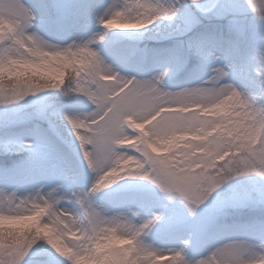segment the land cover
Wrapping results in <instances>:
<instances>
[{
    "label": "rangeland",
    "instance_id": "374dc122",
    "mask_svg": "<svg viewBox=\"0 0 264 264\" xmlns=\"http://www.w3.org/2000/svg\"><path fill=\"white\" fill-rule=\"evenodd\" d=\"M34 14L29 31L53 43L83 42L103 33L90 46L115 71L126 77L150 79L164 72L160 87L177 91L204 86L223 67L221 83L259 99L264 93L258 55L264 48V24L245 0H160L176 4V15L161 17L138 30L105 29L98 17L133 0H23ZM144 2V0H141ZM67 78V73L66 77ZM7 79V77H6ZM61 89L30 93L19 101L0 104V192L24 198L40 189L57 193L87 191L95 177L88 167L65 113L85 114L92 109L86 96ZM30 141L25 145L24 141ZM108 212L128 211L160 219L144 239L165 252L183 248L194 261L232 240L264 241V177L256 173L234 176L214 189L189 211L178 194L164 192L151 181L122 176L91 194ZM75 207L69 199L62 202ZM135 218V217H133ZM188 240V244L183 243ZM69 264L44 241H36L21 264Z\"/></svg>",
    "mask_w": 264,
    "mask_h": 264
},
{
    "label": "snow or ice",
    "instance_id": "6c2138e0",
    "mask_svg": "<svg viewBox=\"0 0 264 264\" xmlns=\"http://www.w3.org/2000/svg\"><path fill=\"white\" fill-rule=\"evenodd\" d=\"M250 6L258 13L264 14V0H250ZM133 10H135L133 12ZM133 13L131 16L129 13ZM177 9L171 4H165L160 0H133L123 8H111L98 17V22L108 30L114 20L121 19L126 25L129 22L139 24L141 21L146 25L152 24L161 17L171 19L176 15ZM261 18H264L262 15ZM35 17L32 9L23 0H0V25H4V31L0 34V63L10 64L13 59H19L15 53H9L12 48L20 49L21 44H29L39 40L35 31H29ZM105 25H109L105 27ZM123 27V25H121ZM142 29L137 28L135 30ZM104 34L98 33L93 37L76 44L75 49L87 54L85 63L80 66L65 71V81L69 82L68 88H63L67 95L69 92L80 93L88 98L92 104V109L85 114L65 113V119L71 127L76 139L79 141L80 150L88 167L97 171L94 167L95 161L99 157H105L114 161L113 171L119 169L121 163L135 157L133 167L142 169L135 176L151 181L164 192L178 194L189 204V211H193L196 205L203 202L208 195L226 180L234 176L247 173H256L264 177L261 170L262 161L258 158L261 146L264 145V131L259 129L253 131L248 136V142L242 145L234 144L220 152H209L200 154V149L206 144V139H193L185 143L196 148V152H190L184 147L167 151L163 154H153L145 146L147 141L144 134L154 136L156 125L160 119L176 106L166 103L158 107L151 105V99L157 93H161L159 82L165 75L160 73L148 80H138L133 77H124L115 73L112 67L90 45L95 40H103ZM27 56V53H23ZM259 59L264 60V48L261 49ZM227 73L222 67L216 68L214 74L204 86H194L183 88L184 92L208 91L216 95H227L234 98L241 104H247V96L242 94L230 83H221V79ZM102 76H114L112 81H102ZM7 77V79H6ZM71 78L68 81V78ZM36 85V86H33ZM62 84L53 82L52 84H39L32 81L26 85L23 81L9 80L5 75L0 79V104H8L23 99L30 93H37L45 89H61ZM132 112L143 113L139 117L136 127L141 126V122L147 125L144 134L137 132L136 128L128 122V114ZM214 135V133H213ZM128 139H133V143L127 149L118 152L117 149L123 146ZM25 145H30V141H24ZM239 160L241 167L239 171H232L229 165L232 161ZM107 169L99 170L94 183L87 191L74 192L76 207L85 218L94 216L96 209L91 200V194L98 192L102 188H97V184L103 182V172ZM111 183V181H109ZM69 201V197L56 192H42L37 189L29 197L18 198L15 193L5 194L0 192V211H5L10 215H22L17 209L29 208L35 205H45L53 210V216L60 219H67L60 213L65 210L64 203ZM70 216L71 213H68ZM160 219L154 216L147 221L152 225ZM11 242H6L0 248V264H21L24 258L29 255L30 250L36 243L31 237H19V247L13 251ZM243 241L232 240L214 248L213 257L231 252ZM188 242L185 241V245ZM170 253L178 257V264H191L183 249H172ZM165 254L164 252L160 253ZM57 264H62L57 261ZM196 264H213L212 258H205L196 261Z\"/></svg>",
    "mask_w": 264,
    "mask_h": 264
},
{
    "label": "clouds",
    "instance_id": "9594fccd",
    "mask_svg": "<svg viewBox=\"0 0 264 264\" xmlns=\"http://www.w3.org/2000/svg\"><path fill=\"white\" fill-rule=\"evenodd\" d=\"M245 3L257 21L264 24V18H261L264 14L255 11L250 6V0H245ZM165 4L176 7V4L172 2ZM132 14L129 13L130 16ZM108 26L105 25V27ZM110 26L117 30H135L144 28V23L143 21L139 24L129 22L125 25L123 20L116 19ZM4 27L0 25V34L3 33ZM37 35L39 40L30 42L32 46L21 44L20 49L9 50L10 55L15 53L19 59H13L7 65L0 63V79L7 75L10 81H23L26 85L31 84L32 81H38L39 84L55 82L65 86V71L73 66L83 65L87 54L75 49L76 44L80 43L76 40L58 44L50 42L38 33ZM23 53L28 55L24 56ZM258 62L261 69H264V60L258 58ZM113 71L123 76L114 69ZM259 74L264 80V71H260ZM131 77L137 79L134 76ZM70 79L69 77L68 81ZM114 79V76L101 77V80L105 82ZM69 86L68 82L65 88ZM159 88L161 93L152 97L151 105L158 107L166 103L175 105L176 108L160 119L154 136L144 134L146 124L141 122V126L136 127L139 117L143 115L142 112L128 114L129 124L135 127L137 132L144 134V139L148 142L145 146L153 154H163L180 147L195 153L196 148L185 142L206 139V144L199 150L200 154L206 155L209 152L223 151L234 144H245L253 131L257 129L264 131V93L259 99L256 95L248 93L245 95L248 98L247 104H241L230 96L216 95L208 91L184 92L182 89L168 91L161 88L160 83ZM132 143L133 139H128L117 151H124ZM258 158L262 161L261 170L264 171V145L261 146ZM113 163L114 161L105 157L97 158L94 164L97 171L94 172L92 184L101 169H107L102 173L103 182L96 185L97 188L102 189L114 184L122 176H135L142 170L133 167L135 157L128 159L127 163H121L116 171L112 169ZM240 167L239 160H234L229 165L230 170L237 172ZM53 191L57 193L56 188L49 189L47 192ZM69 199L74 200L72 196ZM92 203L96 213L87 218L78 211L76 204L75 207L64 206L65 210L60 215L67 216V219L53 216V210L45 205H35L31 209H17L18 212L23 213L22 215H10L0 211V248H3L6 242H11L10 246L15 251L20 246L18 238L25 236L31 237L34 242H46L55 253L66 258L69 264H178V257L166 255L165 252L161 255L163 251L144 239L147 231L157 222L148 225L147 221L158 215L139 217L135 213L129 215L128 211L108 212L102 206L96 205L93 200ZM68 213L71 215L69 216ZM185 241L188 242L184 240V244ZM213 251L191 261V264H196V261L205 258H212L213 264H264V241L259 243L243 241L231 252L215 257H213Z\"/></svg>",
    "mask_w": 264,
    "mask_h": 264
},
{
    "label": "trees",
    "instance_id": "16d2710c",
    "mask_svg": "<svg viewBox=\"0 0 264 264\" xmlns=\"http://www.w3.org/2000/svg\"><path fill=\"white\" fill-rule=\"evenodd\" d=\"M12 162H13V161H11L10 163H12ZM10 163H8V162L4 163L2 166H0V170H6V169H8L7 166H9ZM259 217H260L261 219H264V216H263V215H260Z\"/></svg>",
    "mask_w": 264,
    "mask_h": 264
}]
</instances>
